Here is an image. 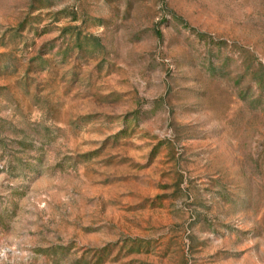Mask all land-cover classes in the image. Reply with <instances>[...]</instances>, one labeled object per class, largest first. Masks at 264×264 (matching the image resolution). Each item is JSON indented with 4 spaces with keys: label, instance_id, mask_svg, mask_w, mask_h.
I'll return each mask as SVG.
<instances>
[{
    "label": "rangeland",
    "instance_id": "1",
    "mask_svg": "<svg viewBox=\"0 0 264 264\" xmlns=\"http://www.w3.org/2000/svg\"><path fill=\"white\" fill-rule=\"evenodd\" d=\"M0 264H264V0H0Z\"/></svg>",
    "mask_w": 264,
    "mask_h": 264
}]
</instances>
